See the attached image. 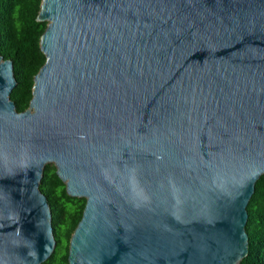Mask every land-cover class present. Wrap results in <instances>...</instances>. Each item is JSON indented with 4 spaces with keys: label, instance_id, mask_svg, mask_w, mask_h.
I'll list each match as a JSON object with an SVG mask.
<instances>
[{
    "label": "water",
    "instance_id": "water-1",
    "mask_svg": "<svg viewBox=\"0 0 264 264\" xmlns=\"http://www.w3.org/2000/svg\"><path fill=\"white\" fill-rule=\"evenodd\" d=\"M36 20L22 111L0 56V264L53 251L46 163L84 198L67 264H238L264 174V0H40Z\"/></svg>",
    "mask_w": 264,
    "mask_h": 264
},
{
    "label": "trees",
    "instance_id": "trees-1",
    "mask_svg": "<svg viewBox=\"0 0 264 264\" xmlns=\"http://www.w3.org/2000/svg\"><path fill=\"white\" fill-rule=\"evenodd\" d=\"M40 0H0V56L12 63L15 85L9 93L17 111L24 110L31 96L32 77L44 61L38 40L46 22L36 20ZM39 190L47 199L55 245L40 264H67V244L80 218L84 198L68 196L51 163L44 164ZM244 229L247 253L238 264H264V174L254 182L245 206ZM60 250L63 251L59 255Z\"/></svg>",
    "mask_w": 264,
    "mask_h": 264
},
{
    "label": "rangeland",
    "instance_id": "rangeland-1",
    "mask_svg": "<svg viewBox=\"0 0 264 264\" xmlns=\"http://www.w3.org/2000/svg\"><path fill=\"white\" fill-rule=\"evenodd\" d=\"M62 253H63V251H62V250H60V252H59V255H60V254H62Z\"/></svg>",
    "mask_w": 264,
    "mask_h": 264
}]
</instances>
